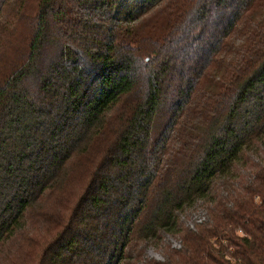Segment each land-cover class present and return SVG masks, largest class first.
Returning a JSON list of instances; mask_svg holds the SVG:
<instances>
[{
  "label": "trees",
  "instance_id": "obj_1",
  "mask_svg": "<svg viewBox=\"0 0 264 264\" xmlns=\"http://www.w3.org/2000/svg\"><path fill=\"white\" fill-rule=\"evenodd\" d=\"M37 9L0 84V264H264V0Z\"/></svg>",
  "mask_w": 264,
  "mask_h": 264
},
{
  "label": "rangeland",
  "instance_id": "obj_2",
  "mask_svg": "<svg viewBox=\"0 0 264 264\" xmlns=\"http://www.w3.org/2000/svg\"><path fill=\"white\" fill-rule=\"evenodd\" d=\"M10 3L11 4L7 7L4 16L0 19V84L3 79L12 73L15 66H21L23 64V61H20V56L24 57L23 51L26 48L27 41L32 35V32L29 29H26V26H32V16L34 17L36 14L35 12L38 11L39 0H31L30 5L26 7L30 11L26 24H24L26 21V19H24L20 25H17V27H14L13 23L20 6L18 0H11ZM153 14H151V16H153ZM151 19H155V16ZM149 21L150 20L145 21L143 28L149 29L152 26ZM161 127H163V121L161 122ZM84 168L86 171L87 167ZM77 169L78 168L74 171ZM77 180L78 179L72 180L73 185H76V189L78 186ZM82 186L83 184L81 185V188ZM207 221L208 216L201 210L194 212L192 216L182 217V222L185 224V227L189 229H195L197 225ZM165 240L171 249L179 250L182 247L181 241L178 237L165 236ZM145 254L150 259L158 262H164L165 260L162 253L156 249L148 248Z\"/></svg>",
  "mask_w": 264,
  "mask_h": 264
}]
</instances>
